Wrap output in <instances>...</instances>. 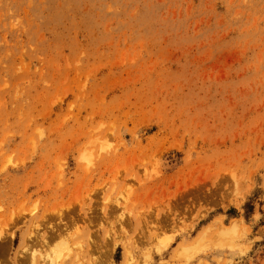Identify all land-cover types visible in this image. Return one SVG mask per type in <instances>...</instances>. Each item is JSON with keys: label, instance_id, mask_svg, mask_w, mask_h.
I'll list each match as a JSON object with an SVG mask.
<instances>
[{"label": "rangeland", "instance_id": "obj_1", "mask_svg": "<svg viewBox=\"0 0 264 264\" xmlns=\"http://www.w3.org/2000/svg\"><path fill=\"white\" fill-rule=\"evenodd\" d=\"M0 236V264H264V0H0Z\"/></svg>", "mask_w": 264, "mask_h": 264}, {"label": "bare ground", "instance_id": "obj_2", "mask_svg": "<svg viewBox=\"0 0 264 264\" xmlns=\"http://www.w3.org/2000/svg\"><path fill=\"white\" fill-rule=\"evenodd\" d=\"M2 234V233H1ZM1 237V236H0Z\"/></svg>", "mask_w": 264, "mask_h": 264}]
</instances>
